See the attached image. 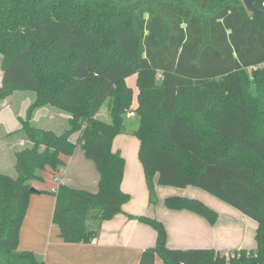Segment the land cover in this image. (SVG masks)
Returning <instances> with one entry per match:
<instances>
[{
    "label": "trees",
    "instance_id": "16d2710c",
    "mask_svg": "<svg viewBox=\"0 0 264 264\" xmlns=\"http://www.w3.org/2000/svg\"><path fill=\"white\" fill-rule=\"evenodd\" d=\"M0 0V101L13 91L34 99L20 127L30 146L15 152V176L0 173V264H45L18 249L20 227L48 166L79 144L99 172L96 191L62 182L52 222L67 243H90L130 195L121 187L125 158L112 150L124 128L136 74L139 141L149 194L155 185L199 187L256 222L254 248H169L162 221L134 218L156 232L137 264H264V0ZM251 68V74L246 71ZM107 101L109 121L96 117ZM67 114L55 132L34 125L41 107ZM78 133L75 141L71 135ZM156 177V180L154 178ZM33 188V190H32ZM166 209H186L214 224L202 200L171 194ZM233 251V250H232Z\"/></svg>",
    "mask_w": 264,
    "mask_h": 264
},
{
    "label": "crops",
    "instance_id": "0c3cea01",
    "mask_svg": "<svg viewBox=\"0 0 264 264\" xmlns=\"http://www.w3.org/2000/svg\"><path fill=\"white\" fill-rule=\"evenodd\" d=\"M127 78V85L133 89V102L128 115L134 116L133 109L137 104L136 77L131 82H128ZM10 107L11 104L4 101L0 105V151L3 144L7 142L9 146L8 141L13 138L3 137V131L9 132L20 127L18 118L8 111ZM49 112L47 107L39 108L34 114V120L47 117L50 121L49 116L51 119L53 117ZM107 115L105 121L110 120L109 111ZM77 136L78 133H74L71 139L75 141ZM125 143L126 137H121V133L117 134L112 140V150L119 151L125 158L120 187L130 198L122 204L117 214L102 222L100 233L95 239L90 243L64 242L59 236L57 226L52 222L55 196L48 191L56 189L62 182L89 191H96L98 188L99 172L96 164L85 156L82 147L77 144L71 155L62 156L64 166L61 169L52 171L47 166L42 171V181L33 182L35 189L48 191L30 194L19 231L18 249L33 251L45 264H137L141 251L154 245L156 239L153 227L134 218L139 215L157 217L162 221L167 232L166 245L169 248H215L227 252L255 247L251 236L256 229V222L240 214L232 206L230 208L220 206L215 201H206L219 213L216 223L209 224L202 216L192 211L166 209L162 205L163 200L159 201L161 198L157 197V202L150 204L143 167L137 154L139 141L138 146ZM30 144L28 139L21 135L9 149L14 153L11 165L15 163V152ZM158 186L155 185V190ZM154 264L165 263L157 255Z\"/></svg>",
    "mask_w": 264,
    "mask_h": 264
},
{
    "label": "rangeland",
    "instance_id": "374dc122",
    "mask_svg": "<svg viewBox=\"0 0 264 264\" xmlns=\"http://www.w3.org/2000/svg\"><path fill=\"white\" fill-rule=\"evenodd\" d=\"M1 67H0V78H1ZM248 74H251L252 70L251 68H248L246 71ZM136 77V74H131L128 78L127 81L131 82L132 79ZM5 99V100H4ZM1 103H6L8 102L9 104H11V107L8 108L7 110L10 111L11 114L15 115V118H18L16 116L19 115H25L26 113V108L28 106L29 101L32 102V100L34 99V93L31 91H13L9 96H7L6 98H4ZM132 107V106H131ZM50 110V114L52 115V119L49 116V120H47V117H40L39 119L34 120V125H36L37 127H43V128H48L51 129L55 132H59L64 128V125L66 127V119H67V114L62 112L61 110L55 108V107H47ZM108 102L105 101L101 107L99 108V110L97 111V117L105 120L107 119V114H108ZM13 115V118H14ZM123 121H124V128L121 132V137H126L127 143L129 144V146L131 145H137L138 146V140L137 137L133 134V130L137 127L138 125V118L136 117V115L134 116H129L128 115V111L125 112V114L123 115ZM4 133V131H3ZM2 133V134H3ZM20 134V135H19ZM25 136L22 132L20 133V131L11 134L9 136L6 137H10L13 136V138H11L8 142H9V146L8 143L6 142L5 144H3V147H1V151H0V173L3 174H8L10 176H15V170H14V164L11 165V161L13 160V156L12 154H14L13 152H11L9 149L12 147V145L16 144V142L20 139V137ZM14 139V141H12ZM11 141V142H10ZM125 143V144H127ZM138 159V158H137ZM156 196L158 198H161L159 201H162L163 198L166 195H171V194H179V195H187L188 196H192V197H196L200 200H202L204 203H206L207 205H209L206 201H215V203L219 204L220 206H225V207H230L226 202H224L223 200L219 199L218 197L214 196L213 194L199 188L196 186H186V187H176V186H171V185H159L158 188H156ZM210 207L214 208L213 206L209 205ZM215 209V208H214ZM234 209V208H233ZM217 210V209H215ZM237 210V209H236ZM240 214L244 215L242 212H240L239 210H237ZM224 218L226 217V215H223ZM251 219V218H248ZM251 221V220H250ZM254 221V220H252ZM255 222V221H254ZM243 223V222H242ZM251 234V232H250ZM254 234H255V229L253 230V235L251 236V239L253 240V244L254 246H256V242L254 239ZM223 253H225L226 255H229L230 257L235 254L236 252L233 251H223Z\"/></svg>",
    "mask_w": 264,
    "mask_h": 264
},
{
    "label": "water",
    "instance_id": "95a60500",
    "mask_svg": "<svg viewBox=\"0 0 264 264\" xmlns=\"http://www.w3.org/2000/svg\"><path fill=\"white\" fill-rule=\"evenodd\" d=\"M254 0H243V5L247 8L250 9L252 11H259V9L255 6V4L253 3ZM33 190V188H32Z\"/></svg>",
    "mask_w": 264,
    "mask_h": 264
}]
</instances>
